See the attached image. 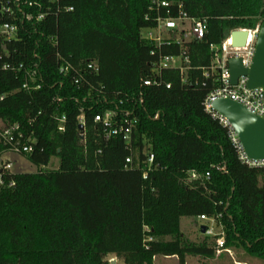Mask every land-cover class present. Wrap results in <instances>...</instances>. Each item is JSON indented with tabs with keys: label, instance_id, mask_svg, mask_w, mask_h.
I'll list each match as a JSON object with an SVG mask.
<instances>
[{
	"label": "trees",
	"instance_id": "16d2710c",
	"mask_svg": "<svg viewBox=\"0 0 264 264\" xmlns=\"http://www.w3.org/2000/svg\"><path fill=\"white\" fill-rule=\"evenodd\" d=\"M33 1L41 8L0 14V24L18 28L0 60V122L32 133L25 159L36 168L0 189V264L210 259L206 240L188 243L180 233L181 218L200 216L219 220L224 249L241 246L264 262V171L238 160L229 129L203 106L218 87V48L232 31L260 26L264 0H65L40 22L57 5ZM180 12L206 21L203 39L177 44L174 31L158 44L142 35ZM164 56L180 67L159 70ZM4 61L23 64L40 88L21 90L23 75L2 71ZM106 112L122 126L133 122L128 142L104 138L94 117ZM52 158L57 168L45 170Z\"/></svg>",
	"mask_w": 264,
	"mask_h": 264
},
{
	"label": "built area",
	"instance_id": "2783aa9c",
	"mask_svg": "<svg viewBox=\"0 0 264 264\" xmlns=\"http://www.w3.org/2000/svg\"><path fill=\"white\" fill-rule=\"evenodd\" d=\"M65 0H46L47 3L56 4L57 11L52 13L49 8H45L44 11L40 12L36 18V22H40L45 20L47 16H51L56 14L61 10L60 4ZM22 5H26L28 8H33L34 6H38L41 8L38 2L33 0H10L6 1L5 5L0 4V14H9L12 15L14 13L13 7L20 10ZM160 6L162 8H168L169 4L167 2H161ZM64 10L71 11V7H65ZM187 25V27H186ZM159 33L155 37H151V34L147 37V39L154 41L156 43H161L163 40L168 39L169 33L175 31L174 41L177 44H182L184 42L190 41L191 39L201 40L204 38L207 32V25L204 19H191L188 18L187 15L183 12H180L178 17L175 19L165 18L158 19L157 27L154 29ZM247 32V39L245 46L242 48H235L231 45L230 33L227 38L221 44V47L217 53V49L215 48V52L217 55L215 56V65L211 68L212 71L217 74V82L218 87L213 90L204 100L203 106L204 110L207 113H211L213 117L217 118L219 122L226 128L229 129L230 132V140L237 151L238 160L250 167V168H259L264 171V162L262 161H252L249 160L243 150L238 143L236 137L228 126L227 122L212 112L210 108V104L217 99H228L230 101L239 103L243 105L248 111L252 114L264 118V106H263V93L259 89L248 90L246 88V78L240 77L237 80L236 85H231L229 82V72L227 68V61L229 59H240L241 64L244 68H248L251 64L252 56L254 53V44L256 40V36L258 33V27L252 30L241 29ZM18 28L12 24H0V60H2L3 56L8 58V52L6 49V42L9 43L16 39ZM166 31V35L161 32ZM175 60H179L178 58L171 56H164L159 59L158 69H171L180 67V60L176 64ZM186 63L187 60L185 59ZM88 69H94L97 71L96 66L93 64L88 65ZM1 70L4 72H9L14 75L21 74L24 77V83L21 86V90L24 92H31L38 90L40 88L39 85H33L34 77L30 71L26 70L23 64L18 63L15 64L13 62L4 61L1 63ZM68 71V66H61L59 68L60 74H66ZM180 71H184L183 68H180ZM77 83V82H76ZM145 86L150 85V81L144 82ZM170 85H166V89H169ZM2 100V97H0ZM59 102V100H58ZM80 124H82L83 117L80 116L78 118ZM94 122L96 124H100L103 130V135L105 139H110L112 137H120L123 142H128L131 134V129L133 122L124 121L125 125L122 126L118 124L114 119V114L112 112H106L101 115H96L94 117ZM58 131H63V123L64 118H61L59 121ZM0 143L2 145V150L0 151V189H11L15 186V182L13 177L18 174L16 171L12 170V165H16L17 161L15 159H11L12 157H19L25 159V156L30 155L33 152V144L34 140L32 139V133L25 135L22 130V127L19 125H11L6 126L0 122ZM6 157V158H5ZM153 162V156L148 154L146 162L142 164V173L143 178L145 179L147 173L151 169V165ZM126 164L130 163V158L125 160ZM225 172L223 169L221 170ZM208 176V175H206ZM198 176L195 173H191L189 175V180H196ZM200 221L210 220L205 216H200L198 218ZM207 228V227H206ZM208 230V228H207ZM208 233V232H207ZM151 239H148L150 241ZM223 246V241L218 242V249H221Z\"/></svg>",
	"mask_w": 264,
	"mask_h": 264
},
{
	"label": "water",
	"instance_id": "95a60500",
	"mask_svg": "<svg viewBox=\"0 0 264 264\" xmlns=\"http://www.w3.org/2000/svg\"><path fill=\"white\" fill-rule=\"evenodd\" d=\"M230 39L232 47L242 48L246 43L247 32L232 31ZM215 51L212 50L213 53ZM227 68L231 85H236L238 78L245 77L248 90L262 91L264 106V21L258 27L250 66L244 68L240 59H229ZM210 108L227 122L245 156L252 161L264 162V118L252 114L243 105L228 99H217L210 104ZM82 129L83 125H78V130ZM199 231L200 234H206L207 228L201 226Z\"/></svg>",
	"mask_w": 264,
	"mask_h": 264
},
{
	"label": "rangeland",
	"instance_id": "374dc122",
	"mask_svg": "<svg viewBox=\"0 0 264 264\" xmlns=\"http://www.w3.org/2000/svg\"><path fill=\"white\" fill-rule=\"evenodd\" d=\"M158 33L159 32L157 30H149L143 31L142 35L147 38L149 34H151V37H155ZM161 33L166 35L167 32L163 31ZM178 62L179 60H175L176 64ZM11 159H15L17 161L16 165H12V170L17 173H34L36 171L34 166L19 157H12ZM57 166V159L52 158L45 170H55ZM201 226L207 227L208 233L206 232V234H200L199 229ZM180 233L182 235V240L188 243L199 244L206 240L207 246L215 250L213 258L206 259L187 256L184 264H264V262L260 259L247 254L241 246L235 245L227 249H224L223 247L218 249V242L224 240L223 231L218 219L214 218L206 221H200L198 218H181ZM105 261L107 264H123L121 259L116 258L114 255H107L105 257ZM153 264L179 263L176 257H156L153 260Z\"/></svg>",
	"mask_w": 264,
	"mask_h": 264
}]
</instances>
